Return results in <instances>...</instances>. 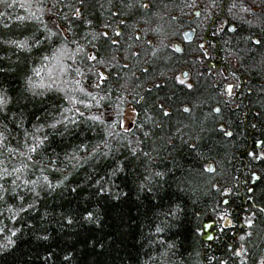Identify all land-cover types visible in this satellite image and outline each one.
<instances>
[{"label": "trees", "instance_id": "16d2710c", "mask_svg": "<svg viewBox=\"0 0 264 264\" xmlns=\"http://www.w3.org/2000/svg\"><path fill=\"white\" fill-rule=\"evenodd\" d=\"M178 2L0 3V97L6 101L0 108V245H5L0 247V264H221L228 256L222 252L226 242L221 246L217 239L213 247L205 241L203 223L217 211L215 184L233 186L244 163V171L264 174V160L254 161L246 150L249 138L253 146L260 140L264 156V50L242 55L255 81L247 97L250 111L246 126L240 115L230 112L232 119L225 120L233 135L226 137L217 128L222 116L211 111L218 98L209 84L189 91L173 81L178 57L168 45L178 31L171 16ZM76 8L82 12L80 19L75 18ZM58 24L66 28L67 39ZM20 42H26L25 47H19ZM100 70L107 73L106 79L100 78ZM159 80L163 85L155 87ZM148 85L152 89L147 90ZM79 88L106 97L99 109L77 104L85 116L104 112L119 120L117 113L127 99L142 97L132 134L126 140L106 137L101 126L91 127L84 118L78 126L50 128L65 108L72 107L67 95L95 103ZM183 105L190 111H183ZM45 135L47 140L29 153L28 147ZM103 139L110 140L111 155L79 168L68 163L73 153L83 155L78 147L82 143L91 150ZM208 162H213L212 173L203 171ZM118 165L124 170L112 176ZM15 168L22 171L16 173ZM43 175L53 184L65 175L69 179L48 190L42 186ZM97 180L108 189L103 195L97 191ZM31 181H39L35 191ZM177 206L180 211L171 215ZM261 209L260 185L243 210L251 226L232 248L240 246L242 258H229L225 264H259L264 259ZM89 212L91 221L85 219ZM157 226L163 231L156 233ZM210 248L217 252L210 253Z\"/></svg>", "mask_w": 264, "mask_h": 264}, {"label": "flooded vegetation", "instance_id": "af4514ba", "mask_svg": "<svg viewBox=\"0 0 264 264\" xmlns=\"http://www.w3.org/2000/svg\"><path fill=\"white\" fill-rule=\"evenodd\" d=\"M178 1L177 10L171 14L174 19V27L178 31L174 33L168 45L178 57V68L172 77L174 83L189 91L196 87H202V83L209 84L218 98L211 111L222 116L217 124L218 130L223 128L225 131H232L225 120L226 118L232 119L233 114L230 112L236 113L237 116L240 115L241 121L246 126V117L250 111L247 97L253 94L252 87L255 81L254 76L246 72L247 68H245L242 55L244 52L247 55L249 53L257 54L264 50V43L261 45L253 43L257 39L264 42V0ZM148 40L151 41V38L148 37ZM144 68L147 69L146 66ZM181 71L184 72L181 73ZM181 80L184 81L183 84L180 82ZM158 82H161L160 85L164 83L163 80ZM157 83H155V87H157ZM188 84H191L192 87H187ZM229 86L233 88L231 94L227 91ZM148 87L152 89L153 85H148L147 90H149ZM138 99L141 101L142 97ZM138 99L132 102L128 98L126 101V104L130 103L136 109V119ZM185 108H188L189 111L191 109L189 105L182 106L183 111ZM217 108L220 109L219 112L215 111ZM167 110L169 111V109ZM132 116L134 114H130V117ZM253 124L254 122H252ZM255 141L253 146L252 140L248 139L246 150L251 158L253 155L263 156L261 141ZM209 164H212L214 169L213 162H208L207 165ZM246 166H248L247 163H244L242 172L236 178L233 186L222 187L215 184V190L219 194L217 211L214 215L208 216L203 223L204 225H215L212 229L204 226L202 234L205 241L209 242L211 246H216L214 243L217 239L220 244L226 242L227 250H222V252L229 257L226 256L222 259L221 264H225L227 261L230 263L229 258H237V261H240L238 258H242L244 252L240 246L232 248L235 242L243 237L242 231L246 232L249 225L247 219L249 214L243 210L247 209L248 203L255 199L260 185L264 192V174L258 170L246 172L244 171ZM252 172L262 178L261 181L252 182L254 194L246 192L243 187L249 183L245 177ZM208 236H212L213 239L209 240ZM209 252L216 253L217 251L216 248H210Z\"/></svg>", "mask_w": 264, "mask_h": 264}, {"label": "snow or ice", "instance_id": "6c2138e0", "mask_svg": "<svg viewBox=\"0 0 264 264\" xmlns=\"http://www.w3.org/2000/svg\"><path fill=\"white\" fill-rule=\"evenodd\" d=\"M0 3H7V0H0ZM9 7H11L12 5L9 4ZM143 7H148L147 5H142ZM21 7H24V5H21ZM232 7H235V5H232ZM32 15H35L34 13ZM74 15L76 19H80V17L82 16V12L80 10V8H76L74 10ZM20 19H24L23 17H20ZM234 31V29H232ZM50 31V30H49ZM51 35H56V33H51ZM119 35V33H118ZM253 43H255L256 45H261L262 42L261 40L257 39L255 41H253ZM26 42H20L19 43V47H25ZM203 47V46H201ZM91 59H95V57H90ZM47 59V58H45ZM100 76V78L102 80L106 79V77H104V75L98 74ZM182 84L184 83L183 80L180 81ZM77 84H79V82H76ZM29 84L31 85V81H29ZM97 87H99V84H97ZM187 87L191 88L192 85L188 84ZM79 91L84 93L85 96L89 97L90 101L95 102L93 103H86L84 100H80L77 97L73 96V95H67V100L69 101V103L72 104V107L70 108H65L63 110V112L61 113V118L57 121H55L54 123L50 124L49 127L52 129H57L58 125L59 126H63L65 129H67L70 125H79V123L81 122L79 118H84V121H90L91 122V127L94 126H101L104 130V135L106 137H110L113 139H123L126 140L127 137L129 135L132 134V124H135V119H132L131 122L128 124V126H125V120L122 118L123 117V113H117V115L121 116V119L119 120H114L113 116L111 114L108 113H104L101 112L99 114H90L85 116V112L81 111L79 107H76L77 104H82L83 107L85 109H91L92 107H96L97 109L102 107V102L106 99V97H97L92 95L91 93L85 92L83 88H79ZM228 93L231 94L233 91L232 86H229L228 88ZM36 94V93H34ZM42 94V93H41ZM5 99L3 97H0V108L3 107L4 103H5ZM185 112H188L189 109L185 108L184 109ZM216 112H219L220 109H215ZM68 113H73L72 115H68ZM169 113L167 111L163 112V115L167 116ZM138 115V114H137ZM117 128L122 129V131H116ZM222 132H224V134L226 136L231 137L233 135L232 132L230 131H225L223 128L221 129ZM145 135H148V133H144ZM47 140V135H45L43 137V139L37 140L33 145L28 147V151L29 153H35L37 151V149L44 143V141ZM0 142H2V133H0ZM137 143H139L137 141ZM129 150L131 151L132 155H136V148L132 146L131 143H129L128 145ZM79 147V152L83 153L82 156L73 153L72 157L68 160V163L72 165L73 168H79L81 167L84 163H87L88 161L94 160L96 157L98 156H103V157H108L109 155L112 154V147H111V142L109 139H103V143H96L94 145H91V150H89L90 146L88 144H81ZM189 147L193 150V151H198V146L196 144H190ZM11 151V150H10ZM144 155H147V153H145ZM27 159L31 160L32 157L31 155H29L27 157ZM253 159H260V160H264V156H256L253 155ZM73 161H75V163H73ZM52 163H55L54 161ZM25 167H27V165H25ZM124 170V168L122 166H117V168H115L113 170V172L111 173L112 176H115L118 172H122ZM14 172L16 173H20L22 171V169L20 168H15L13 169ZM53 171H60L59 168H54ZM203 171L205 172H212L214 171V169L211 167V165H207L203 168ZM5 174H9L7 172V169L4 170ZM43 172V169H42ZM157 176H161L162 174L157 172L156 173ZM17 179H19V177H17ZM41 179L43 180V187H45L48 190H55L56 188H59L61 186V184L63 183V181H66L69 179V177L67 175H65L63 177V181L53 184L52 181L49 179V177L47 175H43L41 177ZM246 180L249 181V183L245 187V191L248 193H253L254 194V189L252 187V182H258L261 181V177L258 176L255 172L250 173L247 177H245ZM25 184L28 183V181L24 182ZM39 183V181H31L32 184V190L35 191V187L36 185ZM105 183H107V181H105ZM95 185L97 186V191L103 195L105 192L108 191V189H106L104 187V184L101 183L99 180L95 181ZM0 188H2V186H0ZM72 191H76L75 188L72 189ZM33 205H29V207H32ZM21 211H26V209L23 207V205H21ZM180 211L179 206L176 207V211L175 212H171L170 214L175 216L178 212ZM261 211H264V209H261ZM93 214L91 212L88 213V215L85 217L86 220H93ZM69 223H71V220L68 221ZM249 226H251V222H249ZM207 227L209 229H212L215 227V225L209 224L207 225ZM2 231V230H0ZM156 233H160L163 231V228L160 226H157L155 229ZM16 235V231H12V236ZM44 239H47V237H44ZM208 239L211 240L213 239L212 236H208ZM241 239H243V237H241ZM7 243L11 244L13 243V241L10 238H7ZM5 245H0V247H4Z\"/></svg>", "mask_w": 264, "mask_h": 264}, {"label": "water", "instance_id": "95a60500", "mask_svg": "<svg viewBox=\"0 0 264 264\" xmlns=\"http://www.w3.org/2000/svg\"><path fill=\"white\" fill-rule=\"evenodd\" d=\"M57 28L60 30L61 35L65 39H67L68 38V33L66 31V28L63 25H61V24H58ZM183 72L184 71H181V73H183ZM101 73L104 75V77L107 78V74L105 72L100 70V74ZM183 76H185V75L183 74ZM160 84H161V82H158L156 84V86H159ZM148 89H150V87H148ZM139 102H140V99H138V103ZM135 113H136V109L134 108V106L132 104H130V103L125 104L124 109H123V117H122L125 120V126H128V124L131 122V120L135 119ZM130 114H134V116L130 117ZM134 125L135 124L131 125L132 129L134 128ZM209 165H211V167H212V164H209ZM204 226L206 227L207 225L205 224Z\"/></svg>", "mask_w": 264, "mask_h": 264}, {"label": "bare ground", "instance_id": "6f19581e", "mask_svg": "<svg viewBox=\"0 0 264 264\" xmlns=\"http://www.w3.org/2000/svg\"><path fill=\"white\" fill-rule=\"evenodd\" d=\"M116 29L117 30H119L120 28L118 27V25L116 26ZM67 31V30H66ZM59 32H60V30H59ZM61 33V32H60ZM103 71V70H102ZM100 72V71H99ZM104 72V71H103ZM107 74V73H106ZM125 106V105H124ZM124 106H123V108H122V110H121V112L123 113V109H124ZM120 119H121V116H120ZM135 121H136V118H135ZM135 126V125H134ZM254 161H258V160H255V159H253ZM203 233H204V224H203Z\"/></svg>", "mask_w": 264, "mask_h": 264}, {"label": "rangeland", "instance_id": "374dc122", "mask_svg": "<svg viewBox=\"0 0 264 264\" xmlns=\"http://www.w3.org/2000/svg\"><path fill=\"white\" fill-rule=\"evenodd\" d=\"M259 264H264V259L260 260Z\"/></svg>", "mask_w": 264, "mask_h": 264}]
</instances>
